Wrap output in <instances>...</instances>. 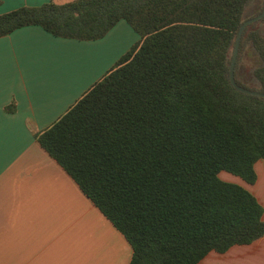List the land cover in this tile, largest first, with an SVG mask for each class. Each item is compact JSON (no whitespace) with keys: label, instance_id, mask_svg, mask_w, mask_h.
Listing matches in <instances>:
<instances>
[{"label":"trees","instance_id":"obj_1","mask_svg":"<svg viewBox=\"0 0 264 264\" xmlns=\"http://www.w3.org/2000/svg\"><path fill=\"white\" fill-rule=\"evenodd\" d=\"M254 0H53L0 15V37L39 26L54 37L103 39L126 21L139 40L35 137L125 237L130 264H198L264 237L249 184L264 159V98L239 92L230 66ZM1 4V0H0ZM264 17L243 32L235 80L264 93ZM257 87L238 76L248 49ZM12 108V107H11Z\"/></svg>","mask_w":264,"mask_h":264},{"label":"crops","instance_id":"obj_2","mask_svg":"<svg viewBox=\"0 0 264 264\" xmlns=\"http://www.w3.org/2000/svg\"><path fill=\"white\" fill-rule=\"evenodd\" d=\"M48 2L1 0L0 15ZM139 38L124 20L96 41L54 37L39 26L0 37V264H130L131 245L35 135ZM254 168V184L226 171L219 178L248 190L264 210V159ZM198 264H264V237L211 251Z\"/></svg>","mask_w":264,"mask_h":264},{"label":"rangeland","instance_id":"obj_3","mask_svg":"<svg viewBox=\"0 0 264 264\" xmlns=\"http://www.w3.org/2000/svg\"><path fill=\"white\" fill-rule=\"evenodd\" d=\"M55 3L64 4L71 0H53ZM264 0H254L248 7L246 16L251 17L257 14L262 6ZM257 29H260L262 33H264V24H258L256 26ZM261 64L260 59L255 50L252 48L248 49V51L243 56L241 63L238 69L239 78L250 87H257L258 82L254 77V70Z\"/></svg>","mask_w":264,"mask_h":264},{"label":"water","instance_id":"obj_4","mask_svg":"<svg viewBox=\"0 0 264 264\" xmlns=\"http://www.w3.org/2000/svg\"><path fill=\"white\" fill-rule=\"evenodd\" d=\"M264 17V9L262 11L261 14H259L258 16H255L254 18H251L247 21H245L238 32L237 35V39H236V44H235V50H234V54H233V58H232V62H231V66H230V81L232 83V85L239 91L242 92L244 94H248V95H253V96H258V97H262L264 98V93L259 92V91H254L245 87L240 86L236 80H235V65H236V60H237V55H238V50H239V46H240V41L243 35L244 30L246 29V27L250 24H253L257 21H259L260 19H262Z\"/></svg>","mask_w":264,"mask_h":264}]
</instances>
